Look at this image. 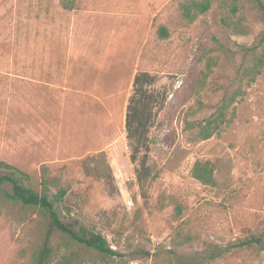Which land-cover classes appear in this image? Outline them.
<instances>
[{
	"label": "rangeland",
	"instance_id": "1",
	"mask_svg": "<svg viewBox=\"0 0 264 264\" xmlns=\"http://www.w3.org/2000/svg\"><path fill=\"white\" fill-rule=\"evenodd\" d=\"M182 1L75 0L66 10L60 0H0V160L36 191L48 166L67 189L61 218L121 254L55 232L52 264H264V70L250 84L237 73L251 57L240 46L263 24L248 0L246 35L222 26L220 0L192 21ZM209 56L217 64L203 79ZM141 73L150 82L137 119L149 143L133 162L126 114ZM236 89L227 122L195 139L188 123L212 117ZM197 160L213 162L214 185L191 176ZM46 228L0 188V264H31Z\"/></svg>",
	"mask_w": 264,
	"mask_h": 264
},
{
	"label": "trees",
	"instance_id": "2",
	"mask_svg": "<svg viewBox=\"0 0 264 264\" xmlns=\"http://www.w3.org/2000/svg\"><path fill=\"white\" fill-rule=\"evenodd\" d=\"M75 0H60L63 9H73ZM215 0H183L179 4L181 15L189 21L194 20L198 15L206 13ZM251 7L257 11V15L263 24V29L258 33L256 39L251 46L241 45L240 48L244 52L250 53V63L238 68V81L241 83L245 80L246 84H250L264 70V0H248ZM243 0H220V5L224 8L225 14L221 18V24L224 28L231 30L235 34L246 35L250 32V28L246 23V15L244 13ZM157 34L160 38L168 37V31L164 26H159ZM260 48L257 52L256 50ZM217 64L215 56L206 58L204 69L201 76L205 79L211 72L212 68ZM147 74L141 73L134 77V90L128 104L126 114V129L131 149L130 158L136 161L137 154L141 150L148 148L149 139L147 136V123L137 119L139 100L146 96L143 84L150 82ZM203 79L200 82L202 87ZM240 88V87H239ZM238 90L223 98L222 102L216 109L214 115L207 118L204 122H189V127H196L194 134L195 139L205 140L211 137L223 124L228 120V108L235 101ZM144 100V99H142ZM141 100V102H142ZM214 164L210 160H197L191 167L190 173L193 178L205 185H214ZM41 188L40 191L34 190L32 187L24 184L29 179L28 175L15 166L0 160V188H3V198L13 204H18L23 208H33L42 215L46 221L47 228L41 237L37 248L33 250L31 255V264H52L55 256V248L52 243L53 234L60 232L85 247L95 250L105 256L121 255L119 252L110 248L107 240L100 234L85 228L76 229L70 222L61 218L57 204L63 203L67 189L60 185L59 180L52 177L49 167L42 165L40 167ZM9 187V189L4 188ZM55 188L52 192L51 188ZM69 212V211H68ZM255 242H262V238H252ZM250 240H241L239 242L228 245L223 250H215L211 256H221L224 251L232 249L234 245L244 246L250 245Z\"/></svg>",
	"mask_w": 264,
	"mask_h": 264
}]
</instances>
